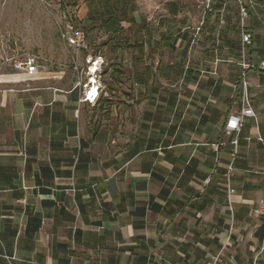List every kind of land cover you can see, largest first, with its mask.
<instances>
[{
	"label": "crops",
	"instance_id": "crops-1",
	"mask_svg": "<svg viewBox=\"0 0 264 264\" xmlns=\"http://www.w3.org/2000/svg\"><path fill=\"white\" fill-rule=\"evenodd\" d=\"M153 50L123 79L102 54L0 70V264H264V124L224 129L241 69L186 47L174 77Z\"/></svg>",
	"mask_w": 264,
	"mask_h": 264
},
{
	"label": "rangeland",
	"instance_id": "rangeland-1",
	"mask_svg": "<svg viewBox=\"0 0 264 264\" xmlns=\"http://www.w3.org/2000/svg\"><path fill=\"white\" fill-rule=\"evenodd\" d=\"M89 1L94 0H0V70L21 72L15 68L16 62L29 57L36 58L37 63L59 68L67 52H71L74 59L72 67H80V58L85 65L86 60L90 63L102 54L103 67L111 70L113 78L123 79L128 76L130 62L147 56L138 49L139 54L130 53L129 48L139 42L144 48L154 47L153 52L160 55L163 63H167L163 67L167 75L175 77L177 63L188 61L189 52H183L186 47L192 51L190 55L194 62L203 63L212 55L222 61L229 60L230 64L221 65H229L232 73L239 71L241 21L234 3H228L223 17L211 19L209 15L200 36L194 41L191 33L202 22V13L195 0H135L137 11L132 15L135 23H124V35L111 40L112 36L106 34L90 15ZM245 26L253 34L252 45L245 51V57L258 65L264 61V0H253ZM70 39L76 44H71ZM120 41L123 47L119 49L117 60H114V45ZM151 59L154 66L155 57ZM50 60L51 63L48 62ZM112 61L118 62V65H113ZM117 67L119 75L115 71ZM97 69L101 72V64ZM200 71L199 75H206L205 70ZM247 80L251 105L264 124V71H248ZM238 95L237 92V99ZM223 264L234 263L227 261Z\"/></svg>",
	"mask_w": 264,
	"mask_h": 264
},
{
	"label": "built area",
	"instance_id": "built-area-1",
	"mask_svg": "<svg viewBox=\"0 0 264 264\" xmlns=\"http://www.w3.org/2000/svg\"><path fill=\"white\" fill-rule=\"evenodd\" d=\"M197 8L202 13V22L199 26L193 29V40L197 39L201 31L205 25V20L207 17L218 15L219 17H223L228 3H234L239 11L240 17V37H241V61L239 63L241 69V75L238 83L239 96L241 102V108L239 111H235L231 113L225 124V133L227 135L235 134L239 135L243 129L244 123L246 119H255L256 113L251 106V96L249 94V83L247 80V72L250 70L258 69L260 71H264V61H261L258 65L247 61L245 57V51L252 45L253 36L247 30L245 26V21L249 18V8L253 5V0H195ZM71 44H76L74 40H69ZM15 68L20 70L21 72L26 73L28 76H33L39 72V67L37 63V59L34 57H29L24 61L16 62ZM92 78L90 79V82ZM93 82V81H92ZM94 81V85H95ZM92 85L89 88V91L86 95L85 100H88L90 103H95L99 99V87H95ZM92 96V97H91ZM237 139L233 142V145L237 146ZM235 156L236 152L233 156V160L231 164L228 166L226 173V184L225 188L227 191L228 199L235 193V190L231 184L232 174L235 171ZM220 256L215 257L209 264H219Z\"/></svg>",
	"mask_w": 264,
	"mask_h": 264
},
{
	"label": "trees",
	"instance_id": "trees-1",
	"mask_svg": "<svg viewBox=\"0 0 264 264\" xmlns=\"http://www.w3.org/2000/svg\"><path fill=\"white\" fill-rule=\"evenodd\" d=\"M89 13L96 21L99 22L100 28L108 35L114 37L123 36L126 29L124 23L134 24L135 20L132 15L137 11L135 0H94L89 1ZM174 10V14L176 15ZM92 17V18H93ZM122 41L117 42L114 47L119 50L123 47ZM127 42V40H126ZM133 48L142 51L143 45L135 43ZM246 264H252L248 262Z\"/></svg>",
	"mask_w": 264,
	"mask_h": 264
},
{
	"label": "bare ground",
	"instance_id": "bare-ground-1",
	"mask_svg": "<svg viewBox=\"0 0 264 264\" xmlns=\"http://www.w3.org/2000/svg\"><path fill=\"white\" fill-rule=\"evenodd\" d=\"M97 70L98 69H97V64H96V65H94V66L91 67L90 72L93 73V74H95Z\"/></svg>",
	"mask_w": 264,
	"mask_h": 264
}]
</instances>
